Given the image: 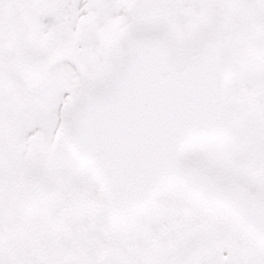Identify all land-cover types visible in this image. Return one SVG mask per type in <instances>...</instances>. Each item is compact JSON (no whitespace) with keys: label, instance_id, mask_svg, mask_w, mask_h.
I'll use <instances>...</instances> for the list:
<instances>
[{"label":"snow or ice","instance_id":"6c2138e0","mask_svg":"<svg viewBox=\"0 0 264 264\" xmlns=\"http://www.w3.org/2000/svg\"><path fill=\"white\" fill-rule=\"evenodd\" d=\"M0 264H264V0H0Z\"/></svg>","mask_w":264,"mask_h":264}]
</instances>
